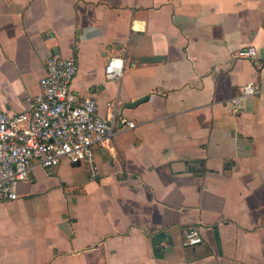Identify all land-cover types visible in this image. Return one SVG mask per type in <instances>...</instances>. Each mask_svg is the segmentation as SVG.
Here are the masks:
<instances>
[{
  "label": "crops",
  "instance_id": "obj_1",
  "mask_svg": "<svg viewBox=\"0 0 264 264\" xmlns=\"http://www.w3.org/2000/svg\"><path fill=\"white\" fill-rule=\"evenodd\" d=\"M50 55L119 130L95 171L36 165L0 202V264H264V0H0V110L35 105Z\"/></svg>",
  "mask_w": 264,
  "mask_h": 264
},
{
  "label": "built area",
  "instance_id": "obj_2",
  "mask_svg": "<svg viewBox=\"0 0 264 264\" xmlns=\"http://www.w3.org/2000/svg\"><path fill=\"white\" fill-rule=\"evenodd\" d=\"M256 47L239 49L237 56L255 59ZM122 57L111 56L105 67V79L117 80L124 73ZM78 74L73 58L50 55L45 74L40 79L41 93L35 105L18 113L0 110V202L18 198V186L29 178L34 166L46 168L67 158L72 163L88 162L96 170V151L107 138L116 133L114 118L99 113L93 95L81 96L72 87ZM257 92L253 83L242 87L231 102L236 110L246 108L248 99ZM121 128L136 123L122 118ZM203 236L196 227L185 233V245L201 243Z\"/></svg>",
  "mask_w": 264,
  "mask_h": 264
},
{
  "label": "water",
  "instance_id": "obj_3",
  "mask_svg": "<svg viewBox=\"0 0 264 264\" xmlns=\"http://www.w3.org/2000/svg\"><path fill=\"white\" fill-rule=\"evenodd\" d=\"M145 99H146V97L140 98L137 101H134V102L130 103L129 106H135V105L141 103L142 101H144Z\"/></svg>",
  "mask_w": 264,
  "mask_h": 264
}]
</instances>
